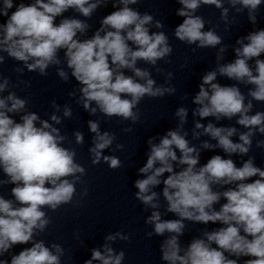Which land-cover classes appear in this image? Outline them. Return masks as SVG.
<instances>
[{"label":"clouds","instance_id":"obj_1","mask_svg":"<svg viewBox=\"0 0 264 264\" xmlns=\"http://www.w3.org/2000/svg\"><path fill=\"white\" fill-rule=\"evenodd\" d=\"M140 2L0 0V65L9 58L17 62L15 82L0 72V189L13 185L11 198L0 194V264H9L4 258L8 255L10 264H64L66 249L40 238L52 223L48 213L64 205L81 207L88 195L86 186L77 191V185L86 184V168L77 161L76 147L65 146L73 141L58 127L73 117V108L53 99L48 119L31 111L30 99L15 91L21 85L31 87L29 80L22 79L25 70L46 78L54 68L62 82L75 80L77 86L68 96L96 117L87 121L93 134L88 148L91 163L103 162L112 170L122 168L123 162L116 155H105V150L123 151L124 145L117 142L114 132L102 130L101 123L116 117L121 123L135 125L141 122L139 105L145 97L161 99L176 94L174 74L159 66L160 61L169 63L173 53L163 30L165 24L148 11L133 7ZM176 3L180 7L175 14L183 20L175 27L174 38L194 46L193 52L216 49V66L202 75L192 99L196 105L192 115L199 118L194 121L192 139H209L198 146L191 143L184 129L189 110L183 106L174 113L175 128L167 130L158 142L157 137L148 139L147 160L138 169L141 178L133 184L134 198L143 211L150 212L144 223L151 231H146L145 237L163 238L159 243L163 264H264V167L257 166L255 156L249 155L254 138L264 136V111L253 113L254 102H264V28H256L264 0ZM109 4L114 10L101 18L89 37L92 25L88 21ZM203 6L219 10L225 31L245 13L253 26L232 46L235 58L230 62H222L230 45L218 34V25L206 28L212 22L197 14ZM69 11L75 15H65ZM139 62L151 68L138 67ZM153 68L165 76L163 84L153 79ZM218 77L234 83L222 85ZM241 85L247 88L246 93ZM206 118L217 122L236 118L245 131L211 121L201 123ZM122 131L131 133L133 128L127 126ZM72 137L76 146L84 145L82 131H74ZM255 146L264 149V139H256ZM216 149L224 155L200 163L203 150ZM233 156L247 159L237 166ZM168 214L176 218L166 219ZM186 222L221 226L204 227L184 244L181 238ZM134 235L124 230L109 232L102 245L91 249L84 264H124L125 251L113 245L130 242ZM74 237L83 246L79 231ZM17 245L30 246L12 254Z\"/></svg>","mask_w":264,"mask_h":264},{"label":"water","instance_id":"obj_2","mask_svg":"<svg viewBox=\"0 0 264 264\" xmlns=\"http://www.w3.org/2000/svg\"><path fill=\"white\" fill-rule=\"evenodd\" d=\"M113 10L109 4L108 7L98 9L94 13L88 21L92 25L88 33L89 37L99 27L101 18ZM65 15L75 14L69 11ZM59 19L57 18V23ZM16 66L17 62L9 58L4 65H0V72L11 77L15 82L16 74L13 69ZM138 67L148 68L143 62H139ZM126 74L131 75L127 71ZM22 79L29 80L31 87L25 89L21 85L15 91L22 98L27 97L30 99L29 109L37 112L42 119H48V115L52 111L50 105L53 99L60 105H71L74 113L73 117L65 119L58 127L61 128L62 133L73 141L71 145L65 146L76 147L77 161L87 171V175L83 178L86 184L77 185L78 192L85 186L88 188V195L84 197L82 206L74 208L72 205H64L56 212H49L52 223L40 238L44 239L46 244L60 243L66 249L67 256L64 258V264H84V261L91 256V249L103 244L106 234L124 230L125 232L135 233L130 242L118 241L113 245L118 251L121 249L125 251L124 264H163L159 253V243L163 238L153 237L147 239L145 237V232L151 231V227L144 223L150 212L143 211V206L134 198L136 189L133 187L134 181L141 178L138 175V169L147 160L148 139L157 137L156 142H158L160 136L165 134L167 130L174 128L162 99L145 97L139 105L141 122L135 125H131L130 122L121 123L119 118L116 117L106 123H101L102 130L114 132L117 136V142L124 145L123 151L113 153L111 150H105V155H116L123 162L122 168L112 170L103 162L98 165H92L91 163L88 148L91 146L93 134L88 129L87 121L94 120L96 117L90 116L88 112L75 103L74 98L68 96V92L77 86L75 80L73 79L70 83L62 82L56 76L54 68L49 69V76L46 78L25 70ZM127 126L133 128L131 133L122 131V128ZM76 130L84 133L85 143L83 146L74 144L72 133ZM0 178H3L2 174H0ZM11 187L13 185H7L0 189V194H3L5 198H11ZM159 190L158 188L157 191ZM161 210L163 211V209ZM165 218L175 219L176 217L173 214H168ZM186 223L188 227L185 235L181 238L184 244H187L193 236H198L200 230L204 227L212 230L221 226L211 223L207 226ZM77 231H79L80 238L84 241L83 246L74 237V233ZM29 246L17 245L12 249V254H18L24 247ZM4 258L10 264V255ZM94 264H98V262H94Z\"/></svg>","mask_w":264,"mask_h":264}]
</instances>
